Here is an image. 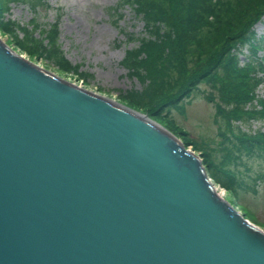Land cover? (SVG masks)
Listing matches in <instances>:
<instances>
[{"label": "water", "instance_id": "obj_1", "mask_svg": "<svg viewBox=\"0 0 264 264\" xmlns=\"http://www.w3.org/2000/svg\"><path fill=\"white\" fill-rule=\"evenodd\" d=\"M9 50L0 39V264H264V231L198 155Z\"/></svg>", "mask_w": 264, "mask_h": 264}, {"label": "trees", "instance_id": "obj_2", "mask_svg": "<svg viewBox=\"0 0 264 264\" xmlns=\"http://www.w3.org/2000/svg\"><path fill=\"white\" fill-rule=\"evenodd\" d=\"M41 1L0 0L1 17L11 4L24 3L35 10ZM127 5L142 19L144 35L137 47L126 52L124 66L135 75L152 77L150 70L161 67L174 88L188 82L185 91L161 108L187 99V91L197 89L201 80L215 89V95L208 93L205 98L215 100L223 153L221 160L214 159L215 151L206 146L208 156L202 161L213 181L235 195L239 182L234 166L244 152L264 156V126L250 128V122L264 121V95L257 93L264 83V35L252 27L262 18L264 0H121L118 4ZM0 22L23 52L41 55L67 73H79V64L70 65L60 51L57 24L42 25L34 19L20 24L10 18ZM153 81L163 83L162 78H151L146 84Z\"/></svg>", "mask_w": 264, "mask_h": 264}, {"label": "rangeland", "instance_id": "obj_3", "mask_svg": "<svg viewBox=\"0 0 264 264\" xmlns=\"http://www.w3.org/2000/svg\"><path fill=\"white\" fill-rule=\"evenodd\" d=\"M120 1L43 0L35 10L27 4L14 3L3 17L0 12V20L10 18L26 24L34 19L42 25L57 24L60 51L70 65L79 64L78 74L58 69L41 55L31 56L20 50L16 41L3 32L1 22L0 37L12 49L53 74L147 115L203 160L207 155L204 153L206 146L215 151L213 158L221 160L220 142L224 139L218 128L221 121L216 116L215 100L205 98L208 93L215 95V89L201 80L197 89L187 91V99L168 102L161 108L166 101L185 91L188 82L174 88L175 83L161 67L157 71L150 70L154 77L128 71L123 64L126 52L137 47L138 38L144 35V25L128 5L119 7ZM262 14L261 20L252 24L258 35H264V11ZM145 53L147 55L146 49ZM261 72L264 77V70ZM151 78H162L163 83L153 81L146 84ZM257 93L263 97L264 83L258 87ZM250 125L255 130L264 126V121L250 122ZM244 153L234 166L239 182L235 195L211 179L234 209L264 231V156Z\"/></svg>", "mask_w": 264, "mask_h": 264}, {"label": "bare ground", "instance_id": "obj_4", "mask_svg": "<svg viewBox=\"0 0 264 264\" xmlns=\"http://www.w3.org/2000/svg\"><path fill=\"white\" fill-rule=\"evenodd\" d=\"M0 39H1V41L3 40L1 37H0ZM4 43L10 48L9 51H11L12 53L14 52V53L17 54V56L20 57V58L23 57V59H26V61L29 62L28 64L34 65V66H36L37 68H39V69H41L42 71H44L45 73L49 74L50 71H48V70L45 69L44 67H41V66L35 64L34 62H32L31 60H29L28 58L24 57V56L21 55L19 52H17L16 50L12 49V48H11V47H10L5 41H4ZM51 73H52V72H50V74H51ZM54 76H55L54 78H56V79L58 78V79H60V80H63L64 82H67V84L69 83L70 85H73V86L78 87V88H80V89H82V90H85V91H87V92H90V93H92V94H95V95H97V96H99V97H101V98H103V99H105V100H107V101H109V102H111V103H113V104H115V105H117V106H119V107H121V108H123V109L129 111V112H131V113H133L134 115H136V116H138V117L144 119L145 121H147V122L151 123L152 125H154L155 127L159 128V129H160L161 131H163L164 133L170 135L171 137H173L176 141H178V142L181 144V142H182L181 140H179L176 136H175V137L172 136V133H171V132H169L168 130H166L164 127H162V126L159 125L158 123H156V122L150 120L149 117H148L147 115H144V114H142V113H140V112H137V111H135V110H133V109H131V108H129V107H126V106L123 105V104H120V103L116 102V101L113 100V99H110V98H108V97H105V96H103V95H100V94H98V93H95V92H93V91H91V90H88V89H86V88H84V87H82V86H80V85H77V84H75V83H71V82H69V81H67V80H65V79H63V78H61L60 76H57V75H55V74H54ZM146 116H147V117H146ZM182 143H183V142H182ZM183 144H184V143H183ZM183 147H184L185 151L189 152L190 154H192V155H194L196 158H198L197 154H196L194 151H192L191 149L187 148V147L185 146V144H184ZM199 159H200V158H199ZM199 159H197V160H199ZM199 161H200V160H199ZM201 164H203V162H202ZM201 166L203 167V169H205V170H204V174H205L206 178L208 177V180H209V182L211 183V185H212V187H213V191H214L215 195H216L218 198H220L221 200L225 201L226 203H229V202L226 201L225 194L223 193V191H219L217 187L215 188V186H214L215 184H214V182L212 181L211 177L208 175V172H207L205 166H204V165H201ZM229 204H230V203H229ZM235 211L238 212L236 208H235ZM246 220H247V219H246ZM247 221H248V220H247ZM249 224H250V223H249Z\"/></svg>", "mask_w": 264, "mask_h": 264}]
</instances>
